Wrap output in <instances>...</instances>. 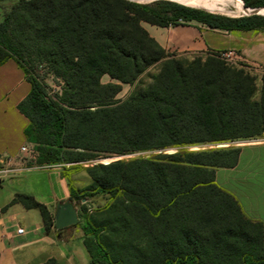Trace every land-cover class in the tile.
I'll use <instances>...</instances> for the list:
<instances>
[{
    "label": "trees",
    "instance_id": "16d2710c",
    "mask_svg": "<svg viewBox=\"0 0 264 264\" xmlns=\"http://www.w3.org/2000/svg\"><path fill=\"white\" fill-rule=\"evenodd\" d=\"M247 8L264 0H242ZM241 7L240 0H231ZM168 2L128 0H0V65L12 60L30 85L17 105L37 158L28 166L84 171L91 183L69 198H102L84 209L82 243L90 264H264V239L237 200L215 183L217 169L234 168L240 148L178 151L86 167L109 155L162 151L197 143L264 137V72L229 65L219 52L190 61L167 53L142 22L158 27L199 22L211 29L257 31L264 19H221ZM194 8V7H193ZM183 18L184 22H177ZM42 62L62 82L50 96L33 74ZM158 64L152 83L126 100L119 84H132ZM110 80L101 83V77ZM12 203L37 209L45 231L54 214L27 194ZM91 212V213H90ZM237 217L244 227L235 223ZM60 230H57L59 232ZM40 264H58L48 259Z\"/></svg>",
    "mask_w": 264,
    "mask_h": 264
},
{
    "label": "crops",
    "instance_id": "0c3cea01",
    "mask_svg": "<svg viewBox=\"0 0 264 264\" xmlns=\"http://www.w3.org/2000/svg\"><path fill=\"white\" fill-rule=\"evenodd\" d=\"M141 26L161 48L177 57L228 52L231 64L238 66L240 63L237 61H242L245 63L243 65L264 70V29L224 31L197 23L158 27L142 22ZM29 90V83L14 61L8 60L0 65V160L20 155L21 146L31 144L24 135L28 120L17 109V105L27 96ZM262 147L264 142L241 148L238 163L234 168L215 171V183L218 185L219 173L239 172L241 175L235 180L245 188L259 186L261 197L264 198V171L253 168L258 162L254 152L242 165V171L239 170L240 158L245 151H255ZM40 169L52 171L51 175L54 178L51 185L53 189L57 188V191L51 189L50 192L48 183L43 184L38 172ZM60 172V168L56 167H22L14 175L0 179V264H40L48 259H53L58 264L77 263L74 249L68 246L71 237L66 239L61 237L62 231L69 227L59 232L55 229L45 231L41 214L37 209H26L19 203H12L16 194H27L43 203L46 202L43 198L47 197L50 203L47 202L49 206H46L54 214L55 207L52 210L50 206L55 202L67 201L70 193L67 181L60 176ZM88 179L90 180L89 177ZM44 185L47 189L46 196L42 192ZM262 202L264 203V200ZM240 207L246 217L264 224V219L252 218L241 205ZM19 228L23 230L22 234H17ZM79 243L83 246L81 238ZM86 255L88 256L87 252ZM87 259L86 261L83 258V261L90 263L89 256Z\"/></svg>",
    "mask_w": 264,
    "mask_h": 264
},
{
    "label": "rangeland",
    "instance_id": "374dc122",
    "mask_svg": "<svg viewBox=\"0 0 264 264\" xmlns=\"http://www.w3.org/2000/svg\"><path fill=\"white\" fill-rule=\"evenodd\" d=\"M203 1H213L215 3H220L222 5H224L223 9L220 11H206L200 8H193V7H188L190 9H193L199 13H203V14H209L211 16H215L221 19H237V18H245V17H250V16H244L242 12L236 11L235 8L236 6H233L230 2L231 0H203ZM157 2H164L163 0H156V1H152L150 3H136L139 5H154ZM168 2L169 5L171 6L172 4H178L181 5L180 3H176V2H169V1H165ZM170 6H164V8H168L169 11L171 12L172 9L170 8ZM185 6V5H183ZM224 10V11H223ZM224 13V14H223ZM227 15H226V14ZM254 16H258L264 19V14L262 15H254ZM177 22H184L183 18H178ZM189 23H197V24H201L199 22L196 21H188ZM210 53V52H209ZM192 59V57L186 58L187 61H190ZM240 64H245L242 61H237ZM229 65H234L231 64L229 62H226ZM236 66V65H234ZM249 70L255 75L256 78V92L253 96L254 99H259L260 97V76L263 74L264 70H261L259 68L256 67V69L251 68L250 66ZM158 69H159V65L158 64H154L150 67H148L141 75H139V77L132 83V84H119L120 85V91L116 94L115 96V100H126L138 87H146L148 85H150L154 79V77H156L157 73H158ZM253 69V70H252ZM255 70V71H254ZM33 74L36 76V78L41 82V84H43L46 88L47 93L50 96H54L55 93H58V95L61 94L62 92V82L60 79H56L55 76L52 74V72L49 71L48 67L46 64L42 63V62H35L34 64V71ZM101 83L102 84H106L108 82H114L112 80H110V78L107 75H103L101 77ZM264 139L262 138H249V139H236L233 141H227V142H221V143H216V142H209V143H197V144H191V145H183V146H179V147H168L165 148L162 151H138V152H133V153H129V154H123V155H109V156H104V157H100L94 160H90L87 162H80L78 164H80L83 167H86L88 165H95V164H109L111 162L117 161V160H132V159H137V158H150L152 156H155L157 154H166V155H170V154H174L178 151H207V150H218V149H225V148H243L246 146H252L253 144H259V143H263ZM252 152H254V154L256 155L258 162H256L255 167L253 166V168L255 170L258 171H264V147L259 148L255 151H248L246 150L245 153L241 156L240 158V166H239V170L242 171V165L245 164V162H247L250 158V155H252ZM52 167H56V168H61L60 166H52ZM40 176L42 177V182L43 184H45V182L48 183V187H49V191L52 192L51 189L52 188V179L54 178L51 174L52 171L50 169H40L38 170ZM85 172L84 171H78L76 173H62L60 172V176L62 178H65L68 184V188H69V192H70V188L76 189V188H83L84 185L90 183V180L88 179L87 176H85ZM241 174L239 172H230V173H226V172H222L219 173L218 175V180L217 183L218 185L228 191L229 193H231L236 200L240 203V205L242 206V208L244 209V211L247 212L248 215H250L252 218H258V219H264V203L262 202L264 200V198L261 197V193H260V188L259 186H252V187H242L236 180V177H239ZM39 190L41 191V189L39 188ZM57 191V188L53 189ZM43 194L44 196L47 195V189L46 186L44 185L43 188ZM38 201V200H36ZM43 201L46 202H40L44 205H47V202L50 203V199L45 197L43 198ZM70 201L73 206L76 209L77 212V217H78V221H80L82 223V214H83V210L86 209L88 211L92 212V209L95 208H101L105 205L106 201L102 198H89L88 200H80V201H76V200H71L70 198L67 200ZM56 203L52 204L50 207L53 208L55 207ZM90 212V213H91ZM235 223H239L242 226H246L247 223L244 221L241 222V220H239L237 217L233 218ZM77 224V223H76ZM252 225H254L253 227L251 226V231H253L254 233L259 232L261 230V235L263 236L264 239V226L259 227L256 226V223H252ZM61 237L63 239H66L67 237H71L70 238V242L68 243V246L74 249L75 252V256L77 259V263L76 264H90V263H85L83 261V258L87 259V255L86 252L82 246V244L79 243V239H82V231L80 229V227L78 226H71L69 227V229L62 231Z\"/></svg>",
    "mask_w": 264,
    "mask_h": 264
},
{
    "label": "built area",
    "instance_id": "2783aa9c",
    "mask_svg": "<svg viewBox=\"0 0 264 264\" xmlns=\"http://www.w3.org/2000/svg\"><path fill=\"white\" fill-rule=\"evenodd\" d=\"M219 56L225 62L231 61V56L228 52H219ZM36 158L37 152L35 151L33 144L21 146L20 155L0 160V179L14 175L18 172L19 168H29L28 164H34ZM22 233L23 230L21 228L17 229V234Z\"/></svg>",
    "mask_w": 264,
    "mask_h": 264
},
{
    "label": "water",
    "instance_id": "95a60500",
    "mask_svg": "<svg viewBox=\"0 0 264 264\" xmlns=\"http://www.w3.org/2000/svg\"><path fill=\"white\" fill-rule=\"evenodd\" d=\"M128 1L136 2V3H150L156 0H128ZM163 1L176 2L174 0H163ZM240 1L242 4V8L245 11L243 12L244 16L262 15L259 12V9L264 8V6L256 7V8H247L244 6L243 1L242 0ZM77 222H78L77 212H76L75 207L70 201L56 203L55 212H54V229L55 230H61V229L73 226Z\"/></svg>",
    "mask_w": 264,
    "mask_h": 264
},
{
    "label": "bare ground",
    "instance_id": "6f19581e",
    "mask_svg": "<svg viewBox=\"0 0 264 264\" xmlns=\"http://www.w3.org/2000/svg\"><path fill=\"white\" fill-rule=\"evenodd\" d=\"M174 1H176L177 3H180L181 5L194 7V8H200V9H203L206 11H211V12L220 11L224 7V5H222L220 3H215L213 1H203V0H174ZM233 8H235L236 11H239L242 13L245 12L242 8V4H241V7H233ZM247 11H249V10H247ZM259 12L261 14H264V8L259 9Z\"/></svg>",
    "mask_w": 264,
    "mask_h": 264
}]
</instances>
